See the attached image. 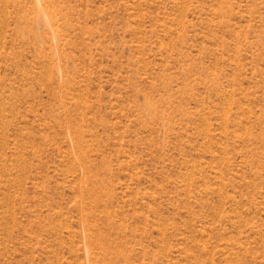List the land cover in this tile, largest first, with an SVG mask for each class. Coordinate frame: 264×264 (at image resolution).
Listing matches in <instances>:
<instances>
[{
	"label": "rangeland",
	"instance_id": "rangeland-1",
	"mask_svg": "<svg viewBox=\"0 0 264 264\" xmlns=\"http://www.w3.org/2000/svg\"><path fill=\"white\" fill-rule=\"evenodd\" d=\"M0 264H264V0H0Z\"/></svg>",
	"mask_w": 264,
	"mask_h": 264
}]
</instances>
